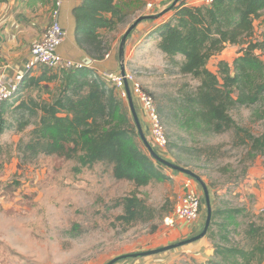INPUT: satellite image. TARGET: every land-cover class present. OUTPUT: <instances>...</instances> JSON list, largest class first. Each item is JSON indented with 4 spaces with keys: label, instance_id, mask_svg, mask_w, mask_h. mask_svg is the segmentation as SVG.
<instances>
[{
    "label": "rangeland",
    "instance_id": "obj_1",
    "mask_svg": "<svg viewBox=\"0 0 264 264\" xmlns=\"http://www.w3.org/2000/svg\"><path fill=\"white\" fill-rule=\"evenodd\" d=\"M117 5L122 8V21L114 30L102 32L108 51L113 52L121 72L119 51L122 36L139 16L146 15L140 10H145L147 3L117 0ZM254 26L253 35L246 38V42L261 39L264 12L255 20ZM136 29L125 45L126 70L152 95L156 107L168 105L173 98L195 91L199 80L178 72L174 61L157 47L153 32L140 43L136 37L132 39ZM246 46L247 43L227 45L221 54L211 58L209 69L217 72L220 60L233 64ZM183 59L181 55L175 57L178 62ZM57 86L56 82L50 83L49 91L56 92ZM38 92L47 91L26 87L13 101L19 102L29 96L37 98ZM120 95L130 107L128 95L124 96L121 90ZM132 95L142 130L153 146L150 118L141 100ZM42 96L48 95L42 93ZM158 113L168 138L167 147L158 148L160 156L197 173L208 186L213 209L241 210L229 224V236L233 245L251 250L255 243L247 236L250 224L264 229V156L248 159L247 149L235 146L233 130L204 134ZM230 113L240 126L255 135L264 134V100L252 106H239ZM32 128L30 125L21 133L8 130L0 136V146H11L9 153L0 158L4 160L0 167V264H106L116 256L127 254V250L136 248L138 250L133 253L142 252L145 250L143 244L154 233L169 237L171 230L176 232L181 227L179 225L191 230L197 220L175 219L170 223L168 219L173 216L185 192L187 179L193 181L202 197L201 224L195 234L203 230L207 205L203 187L193 177L166 166L163 167L166 173L178 174L185 180L172 178L171 181L138 187L131 181L116 179L112 165L107 163L82 167L76 159L44 154L25 160L15 147ZM210 146L215 147L211 154L207 153ZM131 193H137L158 209L162 208L164 217L150 223L121 224L116 218L123 208L116 206V202ZM217 220L221 221L219 217ZM153 226H156L154 231ZM213 230L217 231L218 226L214 225ZM182 264L197 262L186 260ZM252 264H258L257 260Z\"/></svg>",
    "mask_w": 264,
    "mask_h": 264
},
{
    "label": "trees",
    "instance_id": "obj_2",
    "mask_svg": "<svg viewBox=\"0 0 264 264\" xmlns=\"http://www.w3.org/2000/svg\"><path fill=\"white\" fill-rule=\"evenodd\" d=\"M173 2H168L166 8ZM263 12L264 0H213L199 5L179 0L156 19L171 13L153 31L157 47L174 61L178 72L200 82L195 91L160 105L157 109L161 116L181 121L183 126L204 134L233 130L235 146L245 147L251 160L264 156V134L255 135L240 126L230 112L264 100V32L260 40L246 42ZM74 14L79 46L90 59L103 60L109 47L102 30H114L123 18L117 0H83ZM245 43L247 46L233 64L220 60L217 72L209 69L211 58L221 54L227 45ZM178 55L183 61L175 60ZM43 67L39 75L28 71L23 76L16 96L26 87L47 92L19 102L13 101L15 96L0 104V136L8 130L21 133L33 126L15 147L25 160L44 154L76 159L82 167L107 163L112 165L116 179L131 181L138 187L172 180L163 169L166 166L153 158L140 137L131 109L115 83L91 67ZM52 82L58 84L56 92L49 91ZM42 93L48 96L43 97ZM10 147L0 146V158L9 153ZM153 148L160 155L159 147ZM214 148L208 147L207 153L211 154ZM3 163L0 159V167ZM116 206L123 208L116 218L123 225L150 223L164 217L162 208L148 204L137 193L118 199ZM239 212L237 208L213 209L207 236L212 239L214 255L203 264H252L254 260L263 263V228L250 224L247 236L255 243L251 250L231 243L229 224ZM214 225L218 226L217 231L213 230ZM155 229L153 226L152 231Z\"/></svg>",
    "mask_w": 264,
    "mask_h": 264
},
{
    "label": "crops",
    "instance_id": "obj_3",
    "mask_svg": "<svg viewBox=\"0 0 264 264\" xmlns=\"http://www.w3.org/2000/svg\"><path fill=\"white\" fill-rule=\"evenodd\" d=\"M59 20L65 30L64 42L59 46L58 52L65 58L75 62H83L89 67L94 68L99 74L105 75L108 71L119 72L118 63L114 60L113 52L103 60L90 59L79 46L76 39V17L74 10L80 6L83 0H61ZM132 2H146L153 0H131ZM165 0L158 4L157 11L164 10L168 2ZM188 4H203L204 0H186ZM57 0H0V80L6 83L16 82L18 75H25L26 64L31 59V47L39 41L42 34L52 22V11L56 8ZM141 14L149 13V9L140 10ZM171 13L165 15L167 18L159 20L143 21L132 34V39L136 37L138 43L147 35L152 33L161 23L170 17ZM109 16V15H108ZM140 38V39H139ZM41 66V67H40ZM40 67V68H39ZM43 66L39 65L32 70V75H39ZM179 181L185 180L178 174H170ZM188 180V179H187ZM195 188L196 185L194 184ZM197 189V188H196ZM201 215L192 226L191 230L179 225L176 232L172 229L170 236L158 233L145 242V250L161 248L169 244L190 238L197 232L195 230L201 224ZM170 226V225H169ZM173 227V225L171 226ZM187 229V230H186ZM170 230V228H169ZM198 234V233H197ZM138 249L125 251L133 253ZM214 255V248L208 236L197 242L181 246L169 251L150 255L141 258L126 259L117 264H182L186 260H194L200 264L206 263Z\"/></svg>",
    "mask_w": 264,
    "mask_h": 264
},
{
    "label": "built area",
    "instance_id": "obj_4",
    "mask_svg": "<svg viewBox=\"0 0 264 264\" xmlns=\"http://www.w3.org/2000/svg\"><path fill=\"white\" fill-rule=\"evenodd\" d=\"M165 0H153L147 4V8L150 13H157V5L162 4ZM213 0H204L203 3L209 4ZM61 0H57L56 8L52 11V22L42 34L39 41L35 42L31 47V59L26 64V71H32L39 65L48 67L50 69H82L89 67V65L83 62H75L72 59L63 57L59 52V46L64 42L65 30L62 27L59 16ZM110 53L106 54L105 58H108ZM24 76V75H23ZM22 75H18L16 82L6 83L0 80V104L4 101L11 100L16 96L18 92V86L23 78ZM105 76L116 84L117 88L123 92L126 96V84L128 83L131 89V93L136 95L142 103L143 108L147 112L151 122V136L153 143L160 149H165L168 144V139L165 133L164 126L161 122L156 103L152 95L147 93L141 84L135 79L133 74L126 70L125 75L121 72L113 74L107 73ZM185 192L176 205L173 216L168 218L170 223H173L175 219L185 221H196L199 219L202 208V197L197 193L194 183L191 179L186 180Z\"/></svg>",
    "mask_w": 264,
    "mask_h": 264
},
{
    "label": "water",
    "instance_id": "obj_5",
    "mask_svg": "<svg viewBox=\"0 0 264 264\" xmlns=\"http://www.w3.org/2000/svg\"><path fill=\"white\" fill-rule=\"evenodd\" d=\"M179 0H174V2L165 10L156 13V14H146V15H141L139 16L126 30V32L124 33V35L122 36L121 42H120V51H119V63H120V71L122 75H125L126 73V66H125V60H124V53H125V45L127 42L128 37L130 36V34L134 31L135 28L138 27V25H140L143 21L146 20H152V19H157L159 17H161L165 12H168L173 5H175ZM126 92L128 95V100H129V105H130V109L131 112L134 116L136 125L138 127L139 130V135L142 138V140L144 141L146 147L148 148L150 154L153 156V158H155L157 161H159L160 163H162L163 165L179 171V172H183L186 175H189L191 177H193L195 180H197L203 187L204 190V196H205V201H206V205H207V216H206V220H205V224L203 227V230L199 233L196 234L190 238L181 240L179 242L176 243H172L169 244L167 246L161 247V248H156V249H151V250H147V251H142V252H135V253H128V254H123V255H119L116 256L114 258H112L111 260H109L106 264H116L120 261L126 260V259H134V258H141V257H146V256H150V255H155L158 253H162L165 251H169L181 246H185L194 242L199 241L200 239L204 238L205 236H207L209 228L211 226L212 223V217H213V208H212V204H211V198H210V193H209V189L208 186L206 185V183L202 180V178L195 173L194 171H192L191 169L185 168L181 165L175 164L165 158H163L162 156L158 155L156 153V151L154 150L153 146L150 144L148 138L145 136L143 130H142V126L136 111V107L134 104V99H133V95L131 93V89L129 84L127 83L126 86Z\"/></svg>",
    "mask_w": 264,
    "mask_h": 264
}]
</instances>
